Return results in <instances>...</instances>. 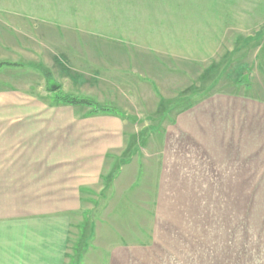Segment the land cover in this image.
<instances>
[{"label":"rangeland","instance_id":"rangeland-1","mask_svg":"<svg viewBox=\"0 0 264 264\" xmlns=\"http://www.w3.org/2000/svg\"><path fill=\"white\" fill-rule=\"evenodd\" d=\"M154 5L152 11L144 3L70 4L73 25L102 30L99 40L118 32L163 48V61L152 63V78L160 83L135 80L133 105L127 98L115 99L120 109L111 100L100 102L110 113L88 110L82 120L106 125L105 134L120 124L130 132V145L118 160L101 164V186L54 197L56 204L65 197L80 209L72 213L80 223L72 228V264L96 250L103 264L112 253L110 261L126 264L131 252L147 264H224L227 252L252 249L254 237L264 235V0ZM111 63H68L69 70L56 76L63 81L59 91L95 102L103 89L108 99L119 97L117 85L122 93L132 91L124 72H110ZM134 68L135 74L144 71ZM77 69L79 77L69 74ZM77 78L88 82L72 81ZM96 78L123 82L115 86ZM38 86L30 71H0L2 121H24L36 117L25 112L63 106ZM149 90L152 99L143 104ZM223 92L231 96L209 97ZM84 110L61 108L51 117L74 122ZM48 117L38 115L40 121ZM41 197L40 203L47 202Z\"/></svg>","mask_w":264,"mask_h":264},{"label":"crops","instance_id":"crops-1","mask_svg":"<svg viewBox=\"0 0 264 264\" xmlns=\"http://www.w3.org/2000/svg\"><path fill=\"white\" fill-rule=\"evenodd\" d=\"M180 1L0 0V71H30L39 84V90H46L44 94L47 99L53 104L63 105L37 108V112H25L23 115L36 116L28 118L30 121L25 119L26 121L6 122L2 121L5 117L0 118V264H72V228L80 224L74 221L72 213L80 209L65 197H61L62 201L56 204L54 197L85 194L89 193L87 189L101 186L102 183L97 182L98 170H102L101 164L107 160H118L130 145V132L126 134L120 124H111L106 128L108 131L105 134L106 125H88L87 122H82L83 118L88 117L87 111H92L91 108L57 102L49 91L56 85H60L62 90L63 81L56 76L68 71L67 65L73 61L98 59L112 62L114 69H110V72L113 71L119 76L124 72L128 81L133 83V89L122 93L120 86H116L122 80L115 82L113 79L108 81L96 78L95 82H111L118 87L119 97L108 99L103 89L95 100L97 103L111 100L110 105L119 109L121 103H116L115 99L120 98L122 101L127 98L133 101L131 105L136 100L133 93L135 80L141 84L159 82L157 77L152 78V63L157 58L163 61V48L153 46L152 41H133L131 36L120 35L118 32L107 34L108 37L99 40L102 30L73 25L70 4L144 3L154 11L157 6H152L153 4H161L160 9L163 8V3ZM37 66H43L50 71V81L36 69ZM137 66H144L143 73L135 74L134 67ZM70 73L79 77L82 69ZM142 77H145L143 81ZM77 80L88 82L84 78L72 81ZM262 81L261 95L264 99V80ZM114 85L113 90L116 89ZM149 93L142 97L143 104L152 99L150 90ZM161 95L163 97V91ZM230 96L231 93L223 92L209 97L225 99ZM214 100L213 105L216 104ZM61 108L69 111L79 108L86 110L78 121L72 122L70 117L68 118L71 120L65 118L56 121L51 116ZM107 113L110 111L96 112L99 115ZM40 114L49 115L46 122L39 120ZM97 125H101L102 130L97 129ZM121 125L125 126L123 122ZM100 175L103 179L102 172ZM39 196H43L41 199L45 198L47 202L40 203ZM254 239L256 245L252 249L227 252L224 264H264V235L255 236ZM97 251L87 252L81 264H103L102 251ZM131 253H128L127 258L132 259L126 264H147V258L143 260L145 257L140 254ZM113 255L112 253L109 257V264H114L110 261L114 258ZM122 258L124 257H120ZM116 264L122 262L117 260Z\"/></svg>","mask_w":264,"mask_h":264},{"label":"trees","instance_id":"trees-1","mask_svg":"<svg viewBox=\"0 0 264 264\" xmlns=\"http://www.w3.org/2000/svg\"><path fill=\"white\" fill-rule=\"evenodd\" d=\"M36 69H38L43 76L45 77V79L47 81H50L52 75L50 73V71L43 67V66H37ZM60 89V85H56L54 86V88H50L49 91H51L52 97L57 101V102H61L67 105H80V106H86L91 108V110L93 112H107V111H111L110 108H107L105 106L100 105L99 103L86 98V97H80V96H76L73 94H68V93H62L59 91Z\"/></svg>","mask_w":264,"mask_h":264}]
</instances>
